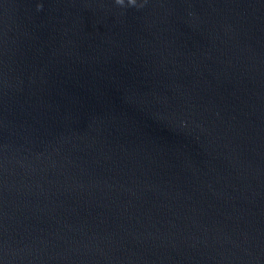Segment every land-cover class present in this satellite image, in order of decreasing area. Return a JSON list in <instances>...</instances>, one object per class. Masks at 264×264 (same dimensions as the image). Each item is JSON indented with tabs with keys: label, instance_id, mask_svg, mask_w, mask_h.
<instances>
[{
	"label": "water",
	"instance_id": "1",
	"mask_svg": "<svg viewBox=\"0 0 264 264\" xmlns=\"http://www.w3.org/2000/svg\"><path fill=\"white\" fill-rule=\"evenodd\" d=\"M0 264H264V0H0Z\"/></svg>",
	"mask_w": 264,
	"mask_h": 264
},
{
	"label": "clouds",
	"instance_id": "2",
	"mask_svg": "<svg viewBox=\"0 0 264 264\" xmlns=\"http://www.w3.org/2000/svg\"><path fill=\"white\" fill-rule=\"evenodd\" d=\"M115 2H116L118 5L123 6L125 0H115ZM128 3H129L130 5H135L136 0H128ZM41 7H42V5H38V10H39V8H41Z\"/></svg>",
	"mask_w": 264,
	"mask_h": 264
}]
</instances>
